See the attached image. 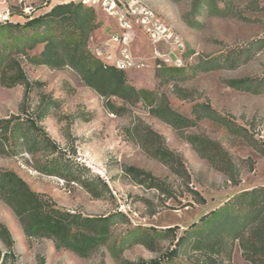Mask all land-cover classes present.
Returning <instances> with one entry per match:
<instances>
[{
    "label": "rangeland",
    "instance_id": "374dc122",
    "mask_svg": "<svg viewBox=\"0 0 264 264\" xmlns=\"http://www.w3.org/2000/svg\"><path fill=\"white\" fill-rule=\"evenodd\" d=\"M66 1L0 0V21L7 17L12 22H24L25 17L40 14L52 5ZM144 1L183 38L185 50L190 52L185 57L186 73L203 56L231 54L252 40L264 38V0L219 1L221 7L228 5L241 17L216 16L203 9L193 16L192 25L185 21L191 0ZM97 16L101 26L91 32L88 45L102 37L109 21L100 12ZM133 48L144 52L149 45L139 38ZM41 49L42 44H38L27 53L31 56ZM21 65L28 79L39 81L41 85L31 92L24 114L20 113L19 108L22 85L10 88L0 86V118L17 113L20 116H33L44 97L55 100L39 125L71 159L106 182L110 194L92 198L74 182L42 174L32 167V157L27 153L15 156L0 154V170L14 171L32 190L45 194L60 208L83 215H103L117 210L125 214L126 220L117 222L111 229L108 241L89 257H80L67 249H55L48 238H27L11 210L0 201V223L6 226L13 240L8 247L0 238V264H129L161 257L171 247L168 238L157 240L152 248L128 241L129 245L122 250L116 249L130 228L177 226L179 234L191 222L238 191L264 185V156L248 146L243 138L228 133L216 122L202 120L184 132L203 134L217 140L233 158L249 159L240 167L237 185H232L223 172L201 158L176 130L151 115L141 101L124 103L112 96L110 100L123 108L115 114L104 108L103 97L85 85L70 67L35 65L23 57ZM124 72L127 81L135 87L158 89L165 93L170 106L183 115L190 116L191 100H207L216 111L246 126L256 138L264 140V93L255 94L226 84L228 79L264 77V45L255 49L247 61H240L235 67L198 72L189 79L178 80L177 87L174 81L162 83L156 78L152 66ZM182 96L186 98L182 99ZM145 126L161 134L168 149L181 157L189 175L188 182L148 154L139 140H135V129L139 135L140 131L144 133ZM125 166L141 168L164 179L172 189L171 197L133 182L124 173ZM191 189L199 192L205 202L197 203ZM4 253L8 255L3 262ZM232 264H250L242 259L237 243L232 252Z\"/></svg>",
    "mask_w": 264,
    "mask_h": 264
},
{
    "label": "trees",
    "instance_id": "16d2710c",
    "mask_svg": "<svg viewBox=\"0 0 264 264\" xmlns=\"http://www.w3.org/2000/svg\"><path fill=\"white\" fill-rule=\"evenodd\" d=\"M219 1L222 0H191L185 21L192 25L193 16L203 9L216 16L241 17L228 5L221 7ZM98 12L92 6L69 0L56 3L40 14L27 16L24 22L8 19L0 21V86L10 88L22 85L20 113L26 112L31 92L41 85L39 81L28 79L21 65V57L29 63L50 68L68 66L85 85L103 97L106 110L118 114L123 109L110 100L112 96L124 103L141 101L151 115L176 130L201 158L223 172L232 185H237L240 167L248 163L249 159H235L217 140L199 133L185 134L184 131L195 127L202 120H211L222 125L228 133L243 138L248 146L262 156L264 140L256 138L246 126L216 111L207 100H191L190 116L183 115L170 106L165 93L158 89L135 87L127 81L124 70L103 64L90 53L88 45L91 32L101 26ZM108 20L103 35L111 24V20ZM38 44H42V49L37 54L28 55L27 50ZM263 45L264 38H258L237 52L201 57L191 66L189 73L185 72V65H161L155 68L154 75L162 83L174 81L177 87L178 80L184 81L198 72L235 67L240 61H247L255 49ZM189 54L185 50L184 57ZM226 84L255 94L264 93V77L228 79ZM53 103L55 100L44 97L33 116H20L17 113L0 118V154L15 156L27 153L32 157V167L42 174L74 182L92 198L110 194L106 182L71 159L39 125ZM135 132V140H139L148 154L167 165L186 182L189 181L181 157L168 149L161 134L149 126H145L144 133L140 131L138 135L136 129ZM123 171L133 182L145 188L155 189L166 197H171L173 193L164 179L149 171L134 166H125ZM190 192L197 203L205 202L199 192L194 189ZM0 201L11 210L27 238H48L55 249H67L80 257H89L108 241L112 227L126 220L125 214L117 210L103 215H83L78 211L60 208L45 194L32 190L12 170H0ZM177 229V226L130 228L121 238L116 251L129 245L128 241L152 248L157 240L168 238L171 247L161 257L129 264H232V252L237 243L243 260L250 264H264V185L238 191L191 222L181 233L177 234ZM0 238L8 247L13 243L8 229L2 223ZM7 255L3 254V262Z\"/></svg>",
    "mask_w": 264,
    "mask_h": 264
},
{
    "label": "built area",
    "instance_id": "2783aa9c",
    "mask_svg": "<svg viewBox=\"0 0 264 264\" xmlns=\"http://www.w3.org/2000/svg\"><path fill=\"white\" fill-rule=\"evenodd\" d=\"M69 1V0H67ZM75 1V0H73ZM94 7L111 20L104 35L89 45L90 53L105 65L119 70L185 65V42L164 18L144 0H76ZM8 19L4 17L3 20ZM142 38L149 49L135 51ZM161 43L162 45L156 46Z\"/></svg>",
    "mask_w": 264,
    "mask_h": 264
}]
</instances>
